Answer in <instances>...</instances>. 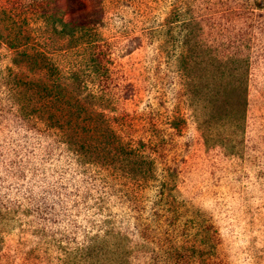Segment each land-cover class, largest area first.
<instances>
[{
	"label": "rangeland",
	"instance_id": "374dc122",
	"mask_svg": "<svg viewBox=\"0 0 264 264\" xmlns=\"http://www.w3.org/2000/svg\"><path fill=\"white\" fill-rule=\"evenodd\" d=\"M80 1L0 0V264H264V0Z\"/></svg>",
	"mask_w": 264,
	"mask_h": 264
},
{
	"label": "trees",
	"instance_id": "16d2710c",
	"mask_svg": "<svg viewBox=\"0 0 264 264\" xmlns=\"http://www.w3.org/2000/svg\"><path fill=\"white\" fill-rule=\"evenodd\" d=\"M45 4L42 6L40 5L41 9H43L44 14H42V18L46 19V25H50V29L57 31V26L60 27L59 32L61 35H70L73 32L87 30L88 32L91 31V28L96 22L93 18H90V14L85 10L83 4L80 0H44ZM63 15H66L63 18ZM96 21H99L97 19ZM9 47L15 51H17L18 58L14 59V63L16 65H20L23 62L31 63V66L38 71H44L49 69L48 65L45 64V55L41 52L36 50H30L28 48H23L20 50L14 43L9 44ZM36 51V54L32 52ZM45 62V63H44ZM52 69L49 72L51 76H54L52 73ZM22 87V86H20ZM26 91V90H25ZM43 91L45 93L49 92L47 86L44 85ZM52 91H57L54 95H61V85L57 83V86L54 88L52 87ZM57 103H60L61 100H56ZM44 103V100L42 101ZM54 101H50L49 105H54ZM46 107V106H45ZM47 108V107H46ZM60 109V108H59ZM37 114L38 118H40L45 126H48L51 129H55V131L60 134H64L66 132V124L62 121V117L56 114H51L50 108L48 113L41 112L38 109H34L33 112L27 113L24 118L34 117ZM47 115V116H46ZM74 122V121H73ZM71 126L72 129L76 128V124L67 123Z\"/></svg>",
	"mask_w": 264,
	"mask_h": 264
}]
</instances>
